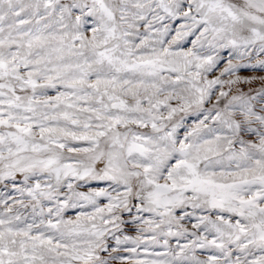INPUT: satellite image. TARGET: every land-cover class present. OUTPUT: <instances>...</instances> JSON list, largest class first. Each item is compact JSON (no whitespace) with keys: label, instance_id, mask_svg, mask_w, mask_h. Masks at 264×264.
I'll return each instance as SVG.
<instances>
[{"label":"snow or ice","instance_id":"snow-or-ice-1","mask_svg":"<svg viewBox=\"0 0 264 264\" xmlns=\"http://www.w3.org/2000/svg\"><path fill=\"white\" fill-rule=\"evenodd\" d=\"M0 264H264V0H0Z\"/></svg>","mask_w":264,"mask_h":264}]
</instances>
